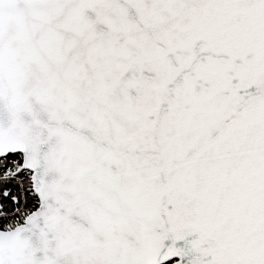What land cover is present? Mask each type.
Listing matches in <instances>:
<instances>
[{
	"label": "snow or ice",
	"instance_id": "obj_1",
	"mask_svg": "<svg viewBox=\"0 0 264 264\" xmlns=\"http://www.w3.org/2000/svg\"><path fill=\"white\" fill-rule=\"evenodd\" d=\"M0 264H264V0H0Z\"/></svg>",
	"mask_w": 264,
	"mask_h": 264
}]
</instances>
